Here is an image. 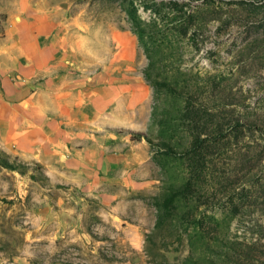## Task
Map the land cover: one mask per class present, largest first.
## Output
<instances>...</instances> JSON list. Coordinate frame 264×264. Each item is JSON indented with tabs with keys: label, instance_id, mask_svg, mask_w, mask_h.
<instances>
[{
	"label": "rangeland",
	"instance_id": "1",
	"mask_svg": "<svg viewBox=\"0 0 264 264\" xmlns=\"http://www.w3.org/2000/svg\"><path fill=\"white\" fill-rule=\"evenodd\" d=\"M29 4L67 93L1 77L0 264H264V0Z\"/></svg>",
	"mask_w": 264,
	"mask_h": 264
},
{
	"label": "crops",
	"instance_id": "2",
	"mask_svg": "<svg viewBox=\"0 0 264 264\" xmlns=\"http://www.w3.org/2000/svg\"><path fill=\"white\" fill-rule=\"evenodd\" d=\"M29 5V0H12L10 8L5 9L0 1V12L8 16L6 21L7 37L0 39V80L1 77L8 78L14 73L20 78L33 74L37 77L42 75L40 77L43 78V82H40V85L35 88L28 85L13 86L19 95L12 99L3 96L2 100L7 104L16 100L21 102L22 95L30 92L33 93V96L26 98L23 106H28V109L31 110H53L57 105L62 104L63 95L67 93L68 80L67 74L63 71L66 70L62 62L63 56L59 54L60 49L57 48L58 38L55 31L58 25V21H56L58 13L41 14ZM29 12L36 19L32 25H29L24 18V15ZM19 18L20 20H18ZM35 79L36 77H34ZM6 81L12 87L11 81ZM8 87L11 88L9 85L7 87L2 85L1 92L4 95L11 93ZM40 94L46 95L45 98H41ZM41 100H45L47 106H42ZM15 119L20 123L27 120L20 114H16Z\"/></svg>",
	"mask_w": 264,
	"mask_h": 264
},
{
	"label": "trees",
	"instance_id": "3",
	"mask_svg": "<svg viewBox=\"0 0 264 264\" xmlns=\"http://www.w3.org/2000/svg\"><path fill=\"white\" fill-rule=\"evenodd\" d=\"M5 166H6V167H11V165H9L8 163H5Z\"/></svg>",
	"mask_w": 264,
	"mask_h": 264
}]
</instances>
